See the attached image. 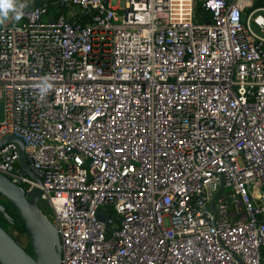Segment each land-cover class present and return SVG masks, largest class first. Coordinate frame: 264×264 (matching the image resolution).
<instances>
[{"label":"built area","instance_id":"2783aa9c","mask_svg":"<svg viewBox=\"0 0 264 264\" xmlns=\"http://www.w3.org/2000/svg\"><path fill=\"white\" fill-rule=\"evenodd\" d=\"M119 1L0 25V143L41 184L13 141L0 174L41 189L63 264H264V8Z\"/></svg>","mask_w":264,"mask_h":264},{"label":"water","instance_id":"95a60500","mask_svg":"<svg viewBox=\"0 0 264 264\" xmlns=\"http://www.w3.org/2000/svg\"><path fill=\"white\" fill-rule=\"evenodd\" d=\"M8 141H13L19 145L20 163L24 172L31 179L41 184V181L29 168L24 143L15 137H7L0 143V147ZM41 193L40 188H35L26 194L21 186L12 182L7 176L0 174V195L16 209L21 217L34 253V256L29 254L0 225L1 264H63V250L58 229L38 206ZM0 215L10 224H14L13 217L8 214L2 202H0ZM99 217L101 220L106 221L108 228L111 226L112 219H108L105 215Z\"/></svg>","mask_w":264,"mask_h":264},{"label":"rangeland","instance_id":"374dc122","mask_svg":"<svg viewBox=\"0 0 264 264\" xmlns=\"http://www.w3.org/2000/svg\"><path fill=\"white\" fill-rule=\"evenodd\" d=\"M112 6L114 8L120 9V10H118L119 15L124 14L125 2L119 1V0H112ZM253 28L256 30V27L254 24H253ZM2 118H3V100H0V122L2 121ZM1 197L2 198H0V202L6 203L8 208H9V211H11L12 213H15L14 207L3 196H1ZM38 206L44 215H46L50 220H52V221L54 220L53 211L51 210V208L49 207V205L46 202L39 201ZM109 209L111 210L112 208L110 207ZM104 212H106V208H105ZM109 213H111V212H109ZM110 216H112V215H110ZM112 217H115V214ZM3 225H4L5 229L8 231V233L17 241V243L19 245H21L26 251L32 250V247L30 248V246L28 244L29 239H28L27 235H19L18 232H16L15 228L8 225L7 223H5Z\"/></svg>","mask_w":264,"mask_h":264},{"label":"trees","instance_id":"16d2710c","mask_svg":"<svg viewBox=\"0 0 264 264\" xmlns=\"http://www.w3.org/2000/svg\"><path fill=\"white\" fill-rule=\"evenodd\" d=\"M54 1H55V0H49V2H47L48 4L51 5V8H52L50 13H52V12L54 11V8H56V7L53 5V2H54ZM42 4H43V3H42ZM42 4H40V2H38V4L35 5L34 7L40 6V5H42ZM34 7H32V8H34ZM29 9H31V8H29ZM29 9H27V10H29ZM27 10H25V11H27ZM196 10H197V14H200L201 16L204 15V16H203V20H200V19L197 17V18H196L197 22H202V21L205 22V21H208V20L210 19L209 13H207V12L205 11V9L203 8V5H202L201 3H198V4H197ZM82 23H84V21H82ZM0 198H1V195H0ZM3 204H4V203H3ZM4 205H5V204H4ZM5 207H6V211L8 212V214H9L10 216L13 217V219H14V224H10L8 221H6V220L0 215V225L5 229V227H4L3 224L7 223L8 225L14 227L15 230H16V232H18L19 235H27V231H26V228H25V226H24V224H23V221L21 220V217L19 216V214L17 213V211L15 210V208H14L15 213H12L11 211H9L8 206L5 205ZM114 214H115V212H114ZM5 230H6V229H5ZM6 231H7V230H6ZM7 232H8V231H7ZM27 237H28V235H27ZM15 241H16V240H15ZM16 242H17V241H16ZM28 244H29V246H30V248H31L30 242H28ZM27 252H28L29 254H31V255L34 256V253H33L32 250H31V251H28V250H27Z\"/></svg>","mask_w":264,"mask_h":264},{"label":"clouds","instance_id":"9594fccd","mask_svg":"<svg viewBox=\"0 0 264 264\" xmlns=\"http://www.w3.org/2000/svg\"><path fill=\"white\" fill-rule=\"evenodd\" d=\"M24 5L19 3V0H0V24H3L10 18V14L14 15L16 20H19L23 15L22 9ZM52 85L44 78L40 85L41 94H46Z\"/></svg>","mask_w":264,"mask_h":264},{"label":"crops","instance_id":"0c3cea01","mask_svg":"<svg viewBox=\"0 0 264 264\" xmlns=\"http://www.w3.org/2000/svg\"><path fill=\"white\" fill-rule=\"evenodd\" d=\"M38 2H40V4H42V3L49 2V0H19V3L24 5L22 12H24L25 10H27L29 8L34 7L35 5L38 4ZM198 3H201V2H198ZM255 8H264V0H255ZM75 12H78V10H75ZM209 16H210V14H209ZM197 17L200 20H203V18L200 14H197ZM23 22H24L23 16H21V18L19 20H16L14 18V15L10 14V18L8 20H6L3 24H0V25L14 26V25L21 24Z\"/></svg>","mask_w":264,"mask_h":264},{"label":"flooded vegetation","instance_id":"af4514ba","mask_svg":"<svg viewBox=\"0 0 264 264\" xmlns=\"http://www.w3.org/2000/svg\"><path fill=\"white\" fill-rule=\"evenodd\" d=\"M2 198V197H1ZM6 206H7V204L6 203H4ZM109 215H112V216H114V213H109ZM53 222V221H52Z\"/></svg>","mask_w":264,"mask_h":264}]
</instances>
